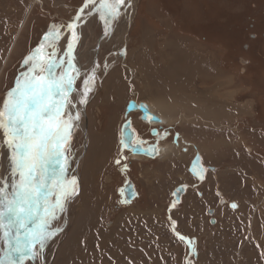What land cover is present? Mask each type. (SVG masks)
<instances>
[{"label": "rangeland", "instance_id": "rangeland-1", "mask_svg": "<svg viewBox=\"0 0 264 264\" xmlns=\"http://www.w3.org/2000/svg\"><path fill=\"white\" fill-rule=\"evenodd\" d=\"M85 1L0 0V104L14 87L16 79L27 71L28 66L23 63L25 58L38 48L45 59L55 51L57 61L67 60L64 50L69 33L67 25ZM263 2L125 0V4L120 6L119 16L110 21L96 12L92 21L94 24L82 29L78 36L81 41L78 40L72 49L80 68V75L74 81V92L79 95L78 98L75 94L72 96L76 105L74 111L79 113V125L72 127L71 141L66 145L65 188L72 190L74 186L71 180L75 178L78 193L69 197L64 210L58 211L55 219L49 221V228L54 234L46 240L43 249L37 246V254L26 257L23 264H111L113 260L106 257L111 256L114 244L109 241L119 238L124 255L118 258V262L122 260V264H135V261L141 260L144 264H264V218L260 219L264 213V191H251L249 195L240 196L235 193L236 182L232 183L235 176L232 168L239 166L232 158L239 155V150L242 154L244 146L251 145L244 143L242 132L238 133L237 128H242L239 125L243 117L249 127L254 123L252 90L243 92L241 86L237 85L240 68L237 56L246 40L248 26L258 21L262 13ZM87 8L90 9L89 6ZM79 21L75 23L76 29L82 28L85 20ZM164 43L179 45L178 52L183 57L175 53L178 65L184 61L195 76L193 83L198 99L208 102L205 95L211 89V100L218 104V112L224 114L218 117V121L212 118L213 124L206 123L209 120H205L201 113L193 125L188 124L191 121H182L184 112L178 111V115L176 113L175 117H171L179 116L182 122L178 129H186V132L200 130L201 124L218 126L215 130L217 144L207 146L211 141L208 137L205 138L206 143L202 142L207 155L213 158L209 163L218 167L216 187L224 192L223 196L237 200L241 211L232 213L224 205L218 206L216 227L209 223L211 215L205 212L206 207L202 205L214 192L213 184L211 188L206 183L198 189L203 194L200 200L191 192L181 205L170 204V193L175 186L190 183L185 173L189 160L180 153V141L177 142L176 151L172 143L159 146L171 148L175 151L174 156L163 155L158 157L159 160H154L157 162L152 167L142 163L141 168H136L134 177L143 188L141 201L127 208L114 207L118 197L110 174L118 149L121 115L123 117L124 107L129 101H149L147 96L138 98L145 85L137 68L140 64L144 66V63H138L131 55L143 49L147 51L148 63L159 62L156 52ZM167 50L174 53L175 48ZM213 57L215 65L209 74L213 80L200 76L199 72L196 77V70L207 71L206 64L201 65V70L197 62L207 59L209 63ZM93 73L94 79L90 81ZM89 87L91 90L84 97ZM254 89L259 93L262 87ZM83 97L86 103L81 107L80 98ZM156 97L158 94L152 93L151 98ZM167 101L171 100L167 98ZM191 105L195 106L194 103ZM104 131L112 138L108 140L110 146H106V151L102 153L104 162L100 163L101 150L98 145L101 146L102 142L98 143L97 139L102 137ZM200 133L204 135L206 130L202 127ZM181 139L182 142L187 141L183 133ZM190 142L200 146L197 142ZM86 148L89 152L85 154L84 161ZM168 158L169 162L181 161L164 163ZM254 180L257 181L258 176ZM12 182L9 149L0 133V184H6L10 192ZM49 199H53L52 194H49ZM100 199L105 202H102L105 204L104 210L103 205L100 206ZM115 246H119L118 243ZM170 256L174 257L173 263L168 262ZM0 258L6 259L2 239Z\"/></svg>", "mask_w": 264, "mask_h": 264}, {"label": "snow or ice", "instance_id": "snow-or-ice-1", "mask_svg": "<svg viewBox=\"0 0 264 264\" xmlns=\"http://www.w3.org/2000/svg\"><path fill=\"white\" fill-rule=\"evenodd\" d=\"M90 2L86 0L84 7ZM124 4L125 0H99L96 11L110 21L119 16ZM80 18L78 14L76 21ZM67 28L72 29L73 24ZM72 49L69 41L66 61H57L55 51L45 59L39 48L26 57L23 63L28 66L27 71L16 79L0 104V133L9 149L13 176L10 192L6 184H0V239L6 250V259L0 258V264H23L26 257L37 254V246L43 249L54 234L49 221L64 210L69 197L78 193L75 178L71 180L72 190L65 188L66 145L73 121L79 119L78 112L66 114L69 106H76L69 99L79 72L73 63ZM92 79L94 73L89 77ZM90 90L89 87L83 96ZM84 103L86 99L81 98L80 104Z\"/></svg>", "mask_w": 264, "mask_h": 264}, {"label": "flooded vegetation", "instance_id": "flooded-vegetation-1", "mask_svg": "<svg viewBox=\"0 0 264 264\" xmlns=\"http://www.w3.org/2000/svg\"><path fill=\"white\" fill-rule=\"evenodd\" d=\"M261 11L262 13L258 16V21L256 20L248 26V31L245 34L246 40L238 51L239 55L237 56L238 63L240 64L237 85L241 86L240 88L243 92L252 90L250 94L254 96V106L252 105V118L254 123L252 127H249L248 123H245V117H243L242 123L239 125L242 128H237L238 133L239 131L242 132V135L241 133L240 135L244 143L251 145L249 147L244 146L242 154L239 150V155L232 158L233 162L239 165L234 166V169L232 168L235 172L232 183L236 182L235 193L240 196L249 195L251 191H258L260 193L264 191V2ZM257 87H262L259 93L254 89ZM126 106L124 107L123 117L120 122L117 144L118 149L114 155L110 174L112 178L110 180L111 184L114 185L115 193L118 197L117 205L114 206L115 208H127L133 205V203L141 201L143 188L138 183L137 178L134 177L137 174L136 168H141L142 163H146L149 167H152L153 164L157 162L154 160L158 159L160 156L159 149L162 145L166 146V144L172 143L173 146H176L175 148L173 147L176 151L178 147L177 142L180 141V153H182L183 158L187 156L186 158L189 160L187 168H185V173L190 183H180L175 186L170 193V204L181 205L184 198L191 192L195 193L198 200L202 199L203 194L198 189L205 186L207 183L208 185L210 184L209 188H211V184H213L215 190L210 195L209 200L203 202L202 205L206 207L205 212L211 215L209 223L213 225V227H216L218 224L217 216H215L218 206L224 205L226 209L232 213L237 211L239 208L238 201L223 196L224 192L216 187L215 181L217 182L218 180L219 171L216 165H211V163H209V161H213V158L210 159L208 155L206 156L205 153H201L200 146H196L194 143L190 142L193 141L203 145L204 141L206 143L205 138L208 137L211 141L210 143L208 142L207 146H211L216 139V127L213 126L212 129H210L211 127L209 126L199 124L200 130L202 127L206 130V134L204 135H201L200 130H187L186 132V129H178L180 125L176 127L166 126L163 123L160 125L158 123L148 122L143 118L144 115L140 110L127 111ZM259 117L260 120H258ZM182 133L187 138L186 142H182ZM122 140L125 143L122 144ZM70 141L71 137L69 142ZM137 144L140 145V147H136ZM153 148L156 149L155 152ZM141 149L145 150L142 151ZM163 149L165 150L163 153L164 156L172 157L175 155V152L172 151L171 148L165 147ZM214 150L213 148L212 153H214ZM196 159L198 160L199 167L191 170L192 164ZM169 160L168 158L164 163L174 164L176 161H181V159L174 160L173 162H169ZM116 161H119V163ZM257 176L258 180L256 181L254 179ZM229 186L231 187V185ZM178 188L182 191V194L179 203L174 204L172 193H175ZM216 196L218 198H216ZM233 204L236 205L235 208L232 207ZM244 215L245 217L247 216L246 213H244ZM263 218L264 213L260 219Z\"/></svg>", "mask_w": 264, "mask_h": 264}, {"label": "bare ground", "instance_id": "bare-ground-1", "mask_svg": "<svg viewBox=\"0 0 264 264\" xmlns=\"http://www.w3.org/2000/svg\"><path fill=\"white\" fill-rule=\"evenodd\" d=\"M88 6L90 8L89 10H88V8H85L84 7L83 12L80 13V16H81L80 20L81 19L85 20L84 23H83V25H82L83 27L80 28V29H76V27H74L75 26V24H74L73 25V28L69 30V33L67 35L66 40L68 39V41H71L73 45L74 44H77L78 40H80V37H78V36H79L80 32H82V29L83 30L88 29L91 24H94L92 21L95 18V14L97 12L96 9L99 6V0H92V2L88 3ZM107 28H108V26H106L105 29L107 30ZM74 33H75V35H74ZM167 44L168 43L162 44L161 47L159 48L160 50L158 51V53L156 52V54H157L156 55V58H159V62H156V63H154V62L153 63L152 62L148 63V61H146V57H147V53L146 52L147 51L144 52L143 49L142 50L139 49L140 51L138 50L137 53L135 52V53H133L131 55V57L134 55L133 56L134 57V60L138 61V63H140V62L144 63V66H142L140 64L138 66V68H137L140 76L144 79V85H145L144 87L141 88L143 90V92H141V93L139 92L140 93L139 96L137 95L138 98H140L141 96H147L148 97L149 101L147 100V102H142V103H145L148 106V108H149V110H150V112L152 114L156 115L159 119L161 118L160 119L161 122L158 123L160 125L162 123L164 125H166V126L180 125V123L182 121L183 122H185V121H191L188 124H194L199 119V116H198L199 113H201V115H203V117L205 118V120L206 119L209 120V122H206L208 124H213L212 118H217V121L220 120L218 117H221L224 114L218 112V110H217V108L219 107L218 104L216 103V108H214L212 106H211V109L209 108L210 107L209 106V103H210V100L211 99H209L208 96L210 95V91H207L206 92L207 95H205L206 98L208 99V100L207 99H205V100H207L208 102H201V100L198 99V93H195L196 92L195 86H194V83L195 82L193 83V81H194L193 78H195V76H193L192 75V72L189 71L190 69L188 70V67L189 66L187 67V64H185L184 61H182V64L181 65L180 64L178 65L177 57H176V54L175 53H178L179 54L180 52L174 51V53H170L167 50V48H170V47L177 48L178 45L176 44V45H173L172 46V45H169V44L167 45ZM179 55H181V54H179ZM72 57H73V63L79 69L78 74H76V77H78L80 75V68H79L77 56H76L75 52H73V50H72ZM192 60L194 61L193 58H192ZM214 60L215 59L213 57L212 59L209 60V63H207V59H206V61L204 60L202 62L201 61L200 62H197L198 63V67L201 69L202 66H204V64H206V68L211 69V67H213ZM196 61H198V59ZM201 64H203V65L201 66ZM197 72L200 73V76L203 75L206 78L207 73L205 71H198V70H196V77L199 76V73L197 74ZM165 79L170 80V82H167V80H165ZM189 79H191V80H189ZM177 80H180V81H183V82H181V83L179 82L178 83ZM156 83H157V85H156ZM159 85H161V86H159ZM177 89H179V91H176ZM74 90H75V87H74V84H73V92H72V94L69 97V99H71L72 101H73V98H72L73 94L76 95V98H78V95H79V94H76L74 92ZM208 92H209V94H208ZM152 93L158 94V97L162 98V101L161 100H158V102H156L155 100L153 101V98H151ZM187 94H189V95L187 96ZM194 94H196V99H194V96H195ZM203 96H204V94H203ZM205 96H204V98H205ZM167 98H169L171 101L168 102L167 101ZM196 100H197V102H196ZM75 101H78V100L76 99ZM190 102L191 103H194L195 106L191 105ZM136 103H140V102H136ZM82 105L83 104H81V107H82ZM211 105H212V100H211ZM78 107H79V105H78ZM167 107L168 108L170 107L171 109L172 108H175L174 110L177 111L175 113H178V110L182 108L181 109V112H180L182 114L184 112V114L181 115L182 121H181V119L178 118L179 116L177 118L171 119V117H169V115H170L168 113L169 111L166 110ZM177 107H179V108L177 109ZM72 108H73L72 106H69V108L66 109V114L73 115V114L77 113V110L74 111V108L73 109ZM221 109H222V107H221ZM82 110H83V108H82ZM187 116L190 117V118H187ZM121 118H122V115H121ZM78 120H74L73 121V126L79 125L78 124ZM121 120L122 119H120V121ZM113 121H115V120H113ZM151 125H154V124H151ZM206 126L212 127L211 125H206ZM72 130L73 129H71V132H72ZM108 132H109V130H108ZM83 135L85 137V135H86V128L83 129ZM109 137H110V134H108V133H106L104 131L102 133V137L101 138L99 137L97 139L98 140V143L99 142H102L101 146L98 145L99 149L101 150V154H99L100 163L101 162H104V159H103L104 158L103 157L104 155H102L103 151H106L104 149L106 148V146H110L108 140L110 141V139L112 137H110V138ZM112 141H111V144L113 145ZM202 146L203 145H200V152L201 153L205 151V149L204 150H201L204 147V146L203 147ZM173 150H175V149H173ZM88 152H89V150H88ZM88 152H87V148H86L85 151H84V153H83L84 161L86 159L85 154L88 153ZM164 152H165V150L163 148H160L159 149V155H160L159 157H163V153ZM239 208H240V206H239ZM239 208L237 209L236 212H240L241 211V210H239Z\"/></svg>", "mask_w": 264, "mask_h": 264}, {"label": "crops", "instance_id": "crops-1", "mask_svg": "<svg viewBox=\"0 0 264 264\" xmlns=\"http://www.w3.org/2000/svg\"><path fill=\"white\" fill-rule=\"evenodd\" d=\"M178 46H179V45H178ZM176 49H177V50H176ZM175 51L178 52V47L175 48ZM201 65H203V64H201ZM212 68L214 69V67H211V69H208V68H207V71H208V72L206 71V73H207V78H208V80L210 79L209 81L213 80V76H210V75H209V74H210L209 72H211ZM215 77H216V76H215ZM208 91H210L209 99H211L212 96H213V95H212L213 92H212L211 89H209ZM208 94H209V92H208ZM211 95H212V96H211ZM154 100H155L156 102H158V100H161V101H162V98H160V97H156V98L153 99V101H154ZM209 106H210V107H209L210 109H211V106L214 107V108H216V103H214V102L212 101V105H211V100H210ZM178 108H179V107H177V109H178ZM174 109H175V108H172V109H171L170 107H169V108L167 107L166 110L169 111V112H168V113L170 114L169 117H174V116L176 115L175 112H177V111H175ZM181 109H182V108H181ZM181 109L178 110L179 113L181 112ZM173 112H174V113H173ZM177 114H178V113H177ZM214 143L217 144L215 141H214ZM203 145H204V144H203ZM212 145H213V144H212ZM213 146H214V145H213ZM204 149H205V151L202 152V153H205L206 156H207V150H206V146H205V145H204V147H203V150H204ZM100 202H101V203H100V206L103 205V210H104V205H105L104 203H105V202H104V200H101V199H100ZM102 202H104V203H102ZM110 238H111V237H110ZM121 241H122L121 238H119L118 240H115V239H114V240L111 241V242L109 241V243H113V244H114V247L112 248V253H110L111 256H110V257H106V259L108 258V259H110V260H113V261H111V262H112L111 264H122V260H120V263L118 262V258L121 259V256L124 255V251H122L121 244H120ZM115 242L118 243L119 246H115V245H116ZM107 250H108V249H107ZM127 253H128V251H127ZM122 258H123V257H122ZM126 259H127V260L129 259V260H130L129 257H126ZM169 259H170V260H169ZM135 260H136V259H135ZM171 261H172V263H173V261H174V257H172V256H170V257L168 258V262H171ZM128 262H129V261H128ZM129 263H130V262H129ZM138 263L144 264L142 260H141L140 262L135 261V264H138ZM152 264H153V262H152Z\"/></svg>", "mask_w": 264, "mask_h": 264}, {"label": "water", "instance_id": "water-1", "mask_svg": "<svg viewBox=\"0 0 264 264\" xmlns=\"http://www.w3.org/2000/svg\"><path fill=\"white\" fill-rule=\"evenodd\" d=\"M85 3H86V1L84 2V3H82L81 4V6L78 8V10H77V13H76V16L74 17V19L71 21V23L74 25L75 24V22H76V17H77V15L79 14L80 15V13H81V9H84V6H85ZM68 30H70V29H68ZM67 30V31H68ZM66 31V32H67ZM70 38V37H69ZM71 39V38H70ZM68 43H69V41H68V39L65 41V43H64V50H65V53L68 51ZM61 46V45H60ZM126 108H127V111H133V110H140L142 113H143V118L146 120V121H148V122H154V123H160L161 122V120L156 116V115H154V114H152L151 112H150V110H149V108H148V106L145 104V103H142V102H140V103H136L135 101H129L128 103H127V106H126ZM196 167H199V164H198V160L196 159L194 162H193V164H192V169L191 170H194ZM200 179V178H199ZM179 192V193H178ZM181 194H182V191L178 188L177 190H176V192L175 193H172V197H173V203L174 204H178L179 203V199H180V196H181ZM29 227H31V225H29Z\"/></svg>", "mask_w": 264, "mask_h": 264}]
</instances>
